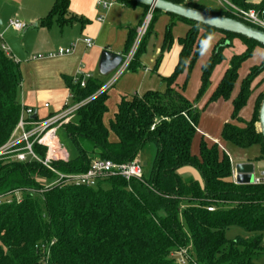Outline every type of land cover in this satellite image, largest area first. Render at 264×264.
Segmentation results:
<instances>
[{
    "label": "trees",
    "instance_id": "1",
    "mask_svg": "<svg viewBox=\"0 0 264 264\" xmlns=\"http://www.w3.org/2000/svg\"><path fill=\"white\" fill-rule=\"evenodd\" d=\"M114 1L149 12L148 7L131 1ZM171 1L243 21L227 11L205 6V0ZM230 2L244 10L264 12V0ZM68 9L69 0H53L41 26L50 27L55 18L62 24L76 21ZM156 14L163 15L153 11ZM168 16L188 24L189 31L180 39V60L173 75L161 79L162 91L122 98L106 125L108 95L100 93L104 83L91 78L83 88L74 79L65 78L72 103L87 101L57 131L66 159L49 164L55 172L48 169L41 162L47 149L36 143L33 151L40 161L31 157L24 162L0 159V195L10 194L13 199L0 205V264H179L175 254L181 249H188L196 264H256L264 258V185H237L232 179L231 157L221 144L242 150L258 147L260 155L255 160L264 159V140L258 129L264 92L258 94L252 120L240 118L256 88L264 84V77L256 82L264 73V61L246 67L241 76L242 67L257 49L264 51V46ZM135 35L129 34L126 53ZM214 36L221 37L208 56V44ZM236 41L245 50L233 53L224 67L226 51L234 48ZM204 54L207 59L201 67L200 87L191 101L186 92ZM222 66L224 71L208 104L231 100L238 92L232 100V120L236 123L224 125L221 143L200 137L195 154L192 148L199 137L200 122L196 105L211 90ZM21 83L19 64L0 49V148L9 142L20 122ZM33 120L38 121V116ZM147 144L157 147L148 178L143 175L142 180L126 181L112 177L94 187L54 185L58 174L86 173L96 159L115 164L139 160ZM185 169L196 171L201 181L183 177L180 171ZM232 227L242 229L246 236L228 239L226 232ZM191 261L188 264H193Z\"/></svg>",
    "mask_w": 264,
    "mask_h": 264
},
{
    "label": "crops",
    "instance_id": "2",
    "mask_svg": "<svg viewBox=\"0 0 264 264\" xmlns=\"http://www.w3.org/2000/svg\"><path fill=\"white\" fill-rule=\"evenodd\" d=\"M7 1L10 0H5V4H7ZM29 1L30 3H27L25 0L17 2L19 8H15L11 13L6 12L4 5L0 6V26L4 27V31L0 30L2 34L9 30V23L12 20L20 21L26 25L41 26V21L52 9L53 0H28V2ZM23 2L28 5H24ZM68 10L69 16L76 17V21L62 24L55 18L52 20L50 27L41 26L42 29L48 31H52L54 27L59 28L61 30V39L58 43L54 40L45 41L44 46L41 48L42 53L33 56H29L26 46H23L24 51L18 50V57L15 56L19 64L22 79L19 96L20 104L23 108L32 109L39 120L60 113L66 101H69L72 93L65 82V78L75 79L76 77L90 75L93 79L105 83V80H107L111 74L105 77L99 73V61L102 53L104 51H109L124 57L126 55L124 41L127 42L126 38L128 39L131 32L137 34L140 22L145 13L142 7H128L116 1L111 9L105 11L99 5L98 0H69ZM162 16L167 18L166 16L168 15L164 14ZM100 18H103V21H99ZM120 34H123V42L121 46L115 49V43L117 44V42L114 40L117 39ZM87 38L91 39L93 42L91 48H88L83 42L84 39ZM73 45L75 46V50L73 54L69 56L47 60L36 59L39 55H47L56 52L60 48L67 49ZM235 47L240 53L245 50L242 43H238L237 41L235 42ZM159 52L160 51L157 49L154 53L155 56L150 60V65L155 63V59L157 55H159ZM257 53L260 55V58L264 56V51L261 49H257ZM144 65L145 74L143 80L138 82L137 88L133 86L132 88L121 90L116 107L124 97H130L134 94L143 95L147 92L163 90L161 79L167 78L163 76L164 73L160 72V70L152 73L148 63L146 62ZM130 74L131 73H129V75ZM133 75H137V73H132L130 76ZM220 75L222 76V73H216L211 87V93L219 82L221 78ZM199 87L195 96H193L194 99L188 98L189 100L194 101L196 99ZM211 93L209 95L206 94L207 96L197 103L198 107H200L204 113L208 112L209 114L206 118L209 123L205 122V117L201 118L200 116L198 126L199 140L200 137L203 136L212 142L220 143L217 139L221 140L224 125L226 123H236V121L232 120V100L237 96L238 92L233 94V99L231 100L221 99L208 104ZM257 98L258 95L253 94L251 96L248 104L240 113V118L242 120H252ZM46 104L49 105L48 108L45 107ZM228 154L231 157L233 166L232 179L236 183L237 175L234 171L236 164L235 158L229 152ZM258 154L260 155L259 148ZM257 157L258 156L255 158H248L244 155L240 158L243 160L239 161L238 164L253 163L255 166L257 163L264 164V159L256 161L255 159ZM263 173L264 169L262 174ZM262 174H260V176Z\"/></svg>",
    "mask_w": 264,
    "mask_h": 264
},
{
    "label": "rangeland",
    "instance_id": "3",
    "mask_svg": "<svg viewBox=\"0 0 264 264\" xmlns=\"http://www.w3.org/2000/svg\"><path fill=\"white\" fill-rule=\"evenodd\" d=\"M4 1L5 0H0V6L4 5L6 12L8 13L13 12L15 8H19L17 2H20V0H10L6 2L7 4H5ZM25 1L27 3H30V1L28 2V0H25ZM251 1L254 3L255 2L257 3L259 0H251ZM23 4L28 5V4H25V2H23ZM203 4L208 7H212V8L225 11V8L222 5H220L216 0H205ZM147 15H148V12H145L140 22L139 29L142 28ZM152 17L153 18L151 19L148 25V28L145 34L143 35V37L139 39L138 38L139 31H137V34L134 37L133 44L129 50L130 52L126 53L125 51L126 55L124 57H127L131 52L134 53L132 61L130 62V65L131 63H133L135 67H133V64H132V67L129 65L130 68H128V71H126L120 78H118L105 91L108 95V112L104 118V122L106 125L109 123L110 119L113 117L114 113L116 112V104L118 102V96L121 90H124L125 88H132L133 86L136 87L138 82L139 81L141 82L143 80V76L145 74L144 64L146 62L148 63L149 69L151 70L152 73L153 72L155 73L160 70V72L164 73L163 76L170 77L174 73V70L176 68L175 67L176 63L179 62L180 60V54H181L180 39L185 38V36L187 35L189 31L188 24L178 19H173L172 17H169V16H166L167 18H165V16H162L159 14L153 15ZM0 30L4 31V27L0 26ZM60 34H61V30L57 27H54L52 31H48V30L42 29L41 26H32L30 24H27V29L24 30L23 32L16 33L11 28H9L7 32L3 33L4 42L11 48L14 57L15 56L18 57L17 55L18 50L24 51L23 46H26V49L29 52L28 53L29 56L42 53L41 48L44 46L45 41L54 40L55 42L58 43L61 39ZM220 37L221 36H217L215 38L214 36L212 41L208 44L209 46L208 47L209 49L207 51L208 56L212 52L214 45L217 43ZM122 40H123V34H120L118 38L114 40L115 42H117V44L115 43V47H114L115 49H117L119 46L122 45V42H123ZM124 42H125L124 46H126V41ZM237 42L241 43L240 41H237ZM157 49L160 51L159 55H157L155 59V63L153 65H150V60L151 58H153V56H155L154 53L157 51ZM233 53H240V51L236 47L226 51V60H225L226 63L225 65H223L224 67L228 65L229 59ZM160 54H161V57H159ZM207 54L202 55L195 69L193 70V74H192V77L189 83V87L186 92V96L189 99H194L193 96H195V93L197 92V89L200 84L201 67L206 62ZM258 57H260V55L258 53H255L254 57L243 65L241 76L244 75L246 67L250 68L254 66L255 64L257 65L262 64V62L264 61V56H262L261 58H258ZM222 67L217 70L218 73H223L224 67L223 68ZM156 68L158 69L156 70ZM129 73H131L130 75H132V73L133 74L137 73V75L130 76ZM115 74H116V71L113 74H111L107 78V80H105L103 88L106 85L110 84ZM263 77H264V73L260 77H258L256 82H259ZM211 91L212 90L208 91L207 95H209ZM260 92L261 93L264 92V84L256 88V91H254V94L258 95ZM207 95H205L204 97H206ZM196 109L198 113L200 114L201 118L205 117L204 119L205 122L209 123V121H207L206 119L209 115L208 112L204 113L202 109L198 107V105H196ZM15 131L12 134L11 139H10L12 141H16L20 137V134L19 133L15 134ZM198 141H199V137L196 139L193 145V148H192V151L195 154L198 153ZM217 141L221 143L220 139H217ZM58 142L60 143L59 138H58ZM221 144H223V147L226 149V151L232 154V156L235 158V163H236L235 167L236 165H238L239 161L243 160V159L241 160L240 158L244 155H246L248 158H255L256 156L259 157L258 147H253L249 150H242V149L234 148L233 146L229 144H224V143H221ZM85 147L88 151H92V147L89 144H85ZM156 153H157L156 145L147 144L142 149L139 155V160L137 161H140V163L143 166L145 178H148L150 176V173H151V170H152L155 158H156ZM59 155L61 158H64V159H66L67 157V154L64 153V149H62V151L59 152ZM263 169H264V164L257 163L255 166V175L260 176V174H262L263 172ZM180 172L183 175V177L187 178L191 176L197 179L198 181H201L199 174L192 169H185V170H181ZM226 236L228 239H234L235 237H238V236L244 237L246 236V233L240 228L232 227L229 230H227ZM256 264H264V258H261L260 260L256 261Z\"/></svg>",
    "mask_w": 264,
    "mask_h": 264
},
{
    "label": "built area",
    "instance_id": "4",
    "mask_svg": "<svg viewBox=\"0 0 264 264\" xmlns=\"http://www.w3.org/2000/svg\"><path fill=\"white\" fill-rule=\"evenodd\" d=\"M171 1V0H170ZM183 3H200L204 0H180ZM220 5L225 8V11L232 13L236 17L242 19L245 23L250 24L253 27L259 28L264 31V12H257L255 10H244L239 7L233 5L230 0H216ZM99 5L103 10L107 11L113 7L115 4L114 0H98ZM153 10L149 9L146 20L138 31V38L141 39L145 34L148 25L152 19ZM99 21H103V18H100ZM9 27L16 32H23L27 29V25L17 21L12 20L9 23ZM84 44L91 48L93 46V42L91 39H84ZM0 49L5 53L7 57L17 62L15 59L11 48L4 42V35L0 32ZM75 50V46H71L70 48L64 49L60 48L56 52L47 54V55H39L36 57L37 60H47V59H55L59 57L69 56L73 54ZM133 52H131L127 57H125L124 62L120 65V67L116 70V74L113 77L112 81L109 85H106L102 88L100 93L106 91L108 87H110L118 78H120L126 71H128L130 62L133 58ZM82 78V79H80ZM92 77L90 75H86L84 77H76L74 79L75 83H80L81 87H85L86 83ZM72 95L70 96L69 101H66L63 110L54 115L49 116L46 119L34 121L33 117L36 115L32 109H27L22 107V114L20 118L19 125L15 131V134L19 133L20 137L16 141L10 140V142L0 149V159L6 160H14L18 162H24L30 157L40 161V159L35 155L33 151V145L36 143L40 146L46 147L47 154L42 162L44 166L48 169L54 171L50 167V163L52 161L61 160L59 152L62 151L63 147L58 142L57 131L58 129L68 121H70L73 115L76 113L78 109H80L83 105L86 104L87 101L81 103H72ZM46 108L49 107L48 104L45 105ZM14 134V135H15ZM13 139V138H12ZM9 145V146H8ZM55 172V171H54ZM58 174V173H57ZM144 175L143 166L140 161H133L128 164H115L111 161L106 160H93L90 169L83 174H75V175H63L58 174L59 179L54 185L58 184H71L76 186H86V187H94L100 180L112 178V177H120L125 179L126 181H130L132 179L142 180ZM252 185H264V175L254 176V180ZM16 199L20 201L19 193H16ZM11 195H0V205L4 202H12ZM208 211H214L213 208H208ZM177 259V263L179 264H188L191 261L190 254L188 249H181L175 254ZM193 264H196L193 260L191 261Z\"/></svg>",
    "mask_w": 264,
    "mask_h": 264
},
{
    "label": "water",
    "instance_id": "5",
    "mask_svg": "<svg viewBox=\"0 0 264 264\" xmlns=\"http://www.w3.org/2000/svg\"><path fill=\"white\" fill-rule=\"evenodd\" d=\"M127 1L148 7L153 11H159L165 15H172L218 31L239 35L264 46V31L248 25L239 19L205 13L184 4L174 3L170 0ZM124 60L125 57L123 56L104 51L99 61V73L105 77L112 74L120 67ZM258 129L264 140V99L259 110ZM234 171L237 175V185H252L255 176V165L253 163L238 164Z\"/></svg>",
    "mask_w": 264,
    "mask_h": 264
}]
</instances>
